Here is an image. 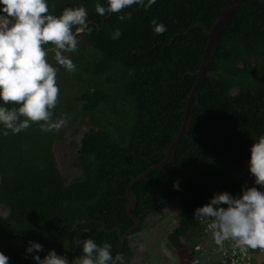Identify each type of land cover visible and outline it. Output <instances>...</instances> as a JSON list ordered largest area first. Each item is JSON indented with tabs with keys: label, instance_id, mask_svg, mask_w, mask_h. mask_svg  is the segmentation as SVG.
Instances as JSON below:
<instances>
[{
	"label": "trees",
	"instance_id": "obj_1",
	"mask_svg": "<svg viewBox=\"0 0 264 264\" xmlns=\"http://www.w3.org/2000/svg\"><path fill=\"white\" fill-rule=\"evenodd\" d=\"M98 2L106 4L48 0L57 16L66 7L83 5L92 29L76 33L75 51L61 50L75 71L59 65L53 52L46 56L57 69L60 93L80 89L73 99L58 93L50 118L85 126L76 146L75 176L69 181L54 158L53 145L64 141V125L43 131L44 121L32 122L15 134L0 127V204L7 210L0 215V251L9 264H35L25 252L29 240L43 245L41 258L51 248L71 260L83 255L76 241L84 238L111 243L113 255L120 253L126 264H134L132 236L149 216L172 204L177 218L165 239L176 249L193 250L194 260L195 244L205 238L211 220L194 219L193 210L214 192L238 195L244 179L253 186L249 146L264 135V4L246 0L219 35L209 66L217 80L213 84L206 78L202 84L187 131L190 139L177 143L162 169L134 183L137 200L131 212L140 224L120 240L113 228L123 234L134 223L126 211L127 185L164 158L162 151L181 125V108L195 81L192 73L200 66L206 36L199 27L184 31L195 23L211 27L224 1L155 0L148 9L133 4L105 16L95 12ZM125 13L130 17L120 20ZM153 19L165 25L163 34L153 32ZM117 28L121 34L113 38ZM251 250L254 260L264 264Z\"/></svg>",
	"mask_w": 264,
	"mask_h": 264
},
{
	"label": "clouds",
	"instance_id": "obj_2",
	"mask_svg": "<svg viewBox=\"0 0 264 264\" xmlns=\"http://www.w3.org/2000/svg\"><path fill=\"white\" fill-rule=\"evenodd\" d=\"M155 0H106L96 3L95 12L101 16L120 13L129 6L143 5L148 9ZM130 13L121 14L124 20ZM153 32L163 34V23L151 21ZM73 26L75 28L73 32ZM88 11L79 7H66L59 16L49 11L48 0H0V127L13 134L28 128L32 122L40 124L43 131L59 130L64 119H50L51 109L57 103L59 87L57 69L46 56L54 53L55 61L68 71H75L72 59L62 51L77 49L76 33L91 32ZM120 29H114L113 38L119 37ZM51 42V47L44 45ZM12 103V106L8 105ZM21 117H24L21 119ZM8 135V132H3ZM247 169L253 177V186L243 187L238 195L228 191L214 192L208 202L193 210V218L211 220L208 227L216 245L231 240L241 249H264V135L249 146ZM259 186V187H257ZM179 183L173 188L179 190ZM226 205V206H225ZM83 255L69 260L67 255L48 249L41 258L43 245L29 240L25 252L31 254L35 264H126L125 258L113 255L111 243L97 244L92 238L77 240ZM253 251V250H251ZM9 257L0 251V264H9Z\"/></svg>",
	"mask_w": 264,
	"mask_h": 264
},
{
	"label": "rangeland",
	"instance_id": "obj_3",
	"mask_svg": "<svg viewBox=\"0 0 264 264\" xmlns=\"http://www.w3.org/2000/svg\"><path fill=\"white\" fill-rule=\"evenodd\" d=\"M80 89L78 86L69 88L63 93L58 92L61 97L73 99L78 95ZM65 127L64 141L57 142L53 145L54 158L60 172L70 181L76 174L77 169L74 166L76 159L77 144L81 132L85 126L78 120L63 123ZM250 182L244 179L243 187H249ZM175 205L170 208L161 209L157 213L149 216L146 220L145 227L134 234L131 239L133 246V263L134 264H220L222 258L221 246L215 244L212 238V230L207 226L205 238L196 242L197 251L194 260L192 259L193 250L188 247L176 249L165 239L166 232L176 221L177 214L174 211ZM6 208L0 204V215H5ZM211 237V238H209ZM15 244H20V240H14ZM225 248V247H224ZM255 252L260 259H264V249L257 248Z\"/></svg>",
	"mask_w": 264,
	"mask_h": 264
},
{
	"label": "water",
	"instance_id": "obj_4",
	"mask_svg": "<svg viewBox=\"0 0 264 264\" xmlns=\"http://www.w3.org/2000/svg\"><path fill=\"white\" fill-rule=\"evenodd\" d=\"M223 1H224V5L220 9L219 14L211 27H208L202 23H195L184 31L187 32L189 29L199 27L203 30V33L206 36V45L202 53L200 66L195 72L192 73V75L195 76V81L187 97L184 100L183 107L181 108V112H182L181 125L178 131L176 132V134L173 135L168 145V148L165 151H162L164 158L161 161L157 162L156 164L150 166L148 169H146L138 176L132 178L130 183L127 185L126 194L124 197L128 198L129 204L127 205L126 211L128 216L134 221V223L123 234L120 233V230L118 228H113L117 230V233L121 241H123L126 235L130 233L132 230L136 229L140 224L138 217L131 212V209L135 206L137 200L136 195L133 192L132 186L134 185V183L138 182L139 180L146 179L147 175L153 170L162 169L167 163H169L175 154L177 143L182 138L188 140L190 139L187 131L194 105L198 102V94L202 87V84L204 83L206 78H209L213 84L217 80V75H215L209 70V66L211 59L213 57V53L217 46L219 35L227 26L233 13L236 10H238L239 7L243 6L246 0H223ZM256 1L264 4V0H256Z\"/></svg>",
	"mask_w": 264,
	"mask_h": 264
},
{
	"label": "built area",
	"instance_id": "obj_5",
	"mask_svg": "<svg viewBox=\"0 0 264 264\" xmlns=\"http://www.w3.org/2000/svg\"><path fill=\"white\" fill-rule=\"evenodd\" d=\"M194 249H197V246ZM220 251H222L220 264H258L253 258L255 253L250 248L241 249L234 241H224Z\"/></svg>",
	"mask_w": 264,
	"mask_h": 264
}]
</instances>
